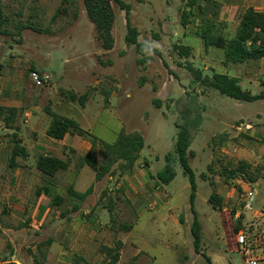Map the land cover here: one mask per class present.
<instances>
[{
  "label": "rangeland",
  "instance_id": "374dc122",
  "mask_svg": "<svg viewBox=\"0 0 264 264\" xmlns=\"http://www.w3.org/2000/svg\"><path fill=\"white\" fill-rule=\"evenodd\" d=\"M123 1L131 6L130 22L139 31V42L147 43L157 52L147 49L141 55L135 46L127 44L126 13L115 1V46L108 51L96 37L83 0H0L4 19L0 27V100L22 104L20 117L13 128L20 129L17 135L23 136L29 147L39 140V136L43 142L46 141L44 129L49 126L50 111L78 120L81 128L109 143H114L122 130L126 133L138 131L145 139V147L131 174L118 173L112 179L107 176L97 183L98 191L106 195L104 202L108 203L112 219L107 224L109 229H99V235L104 230L108 234L102 244L100 239L94 241L92 252L95 255L92 254L91 264L109 262V257L103 255L107 253L103 250L107 248L104 243L109 244L112 240L115 252L120 251L118 243L122 233L128 231L126 227L138 221L136 231L141 233L152 216L157 215V221H162L166 210L158 215L160 206L152 204L155 192L163 191L165 201L173 198L169 209L175 207L181 214L192 216L189 202L191 185L175 152L179 131L188 130L189 151L195 152V156L189 157V163L196 174L200 194L196 208L203 214H209L210 206L204 199L210 197L211 188L218 186L224 188L226 193L234 189L238 199L241 198L242 188L229 173L240 169V162L247 164V160L239 161V157H244L235 153L232 133L224 142L220 134L234 132V128L241 123L244 124L243 128L247 125L254 128L248 131L251 135L258 129H264L263 100L238 102L221 95L215 89L196 83L186 68L191 63L203 70L205 76L226 70L223 50L206 48L199 34L206 23L199 6H203L209 15L216 8L212 9L205 0H196L193 8L191 0ZM185 19L186 25L183 26ZM181 44L193 48L189 58L180 56L177 47ZM144 58L147 61L140 62ZM231 66L239 70L242 78L240 84L245 90L253 95L264 90V58ZM32 71L50 77L45 86L37 87L32 82ZM70 92L79 97L87 93L88 99L84 105L78 100L71 101ZM26 114L30 115L28 122ZM6 128L1 122L0 143L7 152V160L0 162L4 169L13 152L15 140L14 133ZM34 128H41V135H34ZM262 132L258 134V140L244 135L240 142L248 153V164L260 173V184L264 188ZM79 136L91 145V137L87 133ZM16 140L21 141L20 137ZM258 147H261L260 150ZM63 153V159L69 162V169L57 174L53 193L64 197L61 206L67 208L80 202L69 195L70 188L80 192L86 190L93 182L95 170L87 165L82 166L83 155L76 150L67 147ZM102 153L103 149L99 146L96 151L99 162L102 161ZM168 153L173 154L172 162L177 175L170 184L162 185L155 177L167 165L165 156ZM250 165L243 167L244 170L239 173H249ZM82 168L84 170L79 177L78 172ZM203 174L206 178H203ZM20 184V191L17 190L14 195L2 194L0 206L8 203L20 205L23 200L18 192L25 194V188L30 200L24 201V204L32 205L35 186L46 183L42 175L33 185V190L22 188L26 185L24 181ZM261 195L259 189L252 203L253 209L261 207ZM226 198V206L235 210H242L246 203L236 207L234 199ZM95 199H90L86 204H95ZM206 228L211 235L219 232L214 224H207ZM58 229L59 226H50L45 232L47 236H55ZM148 231L144 229L143 233ZM150 232L155 230L151 228ZM31 233L37 236L33 229ZM212 237L218 242V235L214 236L216 239ZM167 245V240H152L144 246L145 251L154 258L152 264H178L175 261L177 253ZM179 248V252H185V246L179 245ZM126 257L121 264H132L128 254ZM218 263L242 264V259L237 253L230 252Z\"/></svg>",
  "mask_w": 264,
  "mask_h": 264
},
{
  "label": "crops",
  "instance_id": "0c3cea01",
  "mask_svg": "<svg viewBox=\"0 0 264 264\" xmlns=\"http://www.w3.org/2000/svg\"><path fill=\"white\" fill-rule=\"evenodd\" d=\"M205 1L211 5L212 9L216 8V10L211 13V15L206 12L207 15H204L205 17H203V19L205 18V20L208 19L213 22L216 26L215 29L218 35L223 36L227 40L235 37L241 17L248 8L253 7L255 10L264 13V0ZM199 7L202 8L204 13L203 6ZM219 23H222L223 25L221 26ZM225 67L226 70L223 74L235 77L240 81L242 80L241 76L238 74L239 70L236 67L231 65ZM5 95L8 94L5 93ZM0 106L17 108L20 113L21 108L23 107L22 104L18 102L10 104L3 102L2 100H0ZM70 107L72 109V106ZM29 116L30 115L26 114V117ZM29 119L30 117L27 119V122ZM243 125L244 124L241 123L240 126L234 128V132L226 131L220 135H223L221 137V140L223 141L229 139V135L232 133L231 137H234L233 141L236 146L235 153L238 152L244 157H239V161L247 160V166L250 165L248 164L250 163V160L247 159L246 154L248 155V153L240 140L244 135L249 137L253 136L255 140H258L260 137H257L258 134L261 135L264 129H258V131L254 132V135H251L248 131L254 128H252L251 125H247L243 128ZM48 128L44 129L45 142H43L41 136H39L41 135V128H34L32 133L38 135L40 138L30 147L28 146L29 143L24 141V137L18 134V137H20L21 140L19 141V145L25 148V153L22 157L17 156L13 159L12 152L10 159L8 162L6 161L5 169L0 163V197L2 194L14 195L17 190L20 191V182L22 181L26 182V185L22 188L28 187L30 190H33V185H36L35 183L37 179L42 177V173L37 167V162L41 155H52L63 159V150L68 147L76 150L77 153L82 154V157H85L91 149V145L84 141L78 134H67L63 139L56 140L47 135ZM6 129L11 130L13 133H19L20 131L19 128ZM260 148L258 150H260ZM232 155L236 157L237 154ZM2 159L7 160V152L6 147L0 143V162ZM135 168L136 165L134 169ZM83 170L84 168L81 169L80 173L78 172V176L81 175ZM239 174L240 175L236 174L233 179L236 180L237 184L242 188L240 189L242 192L241 198L238 199L239 197L235 195L234 189H231L229 193H226L224 188L218 186L213 187L211 188L210 197L204 199V202L208 203L210 206L211 211H209V214H203L196 208V200L200 197L198 184L197 189L194 192V211H192L191 208L192 189L189 195L192 216L191 214L188 216L181 214L175 209V207L169 209L173 198L170 197L165 201L166 198L163 197H166V195L164 196L163 191L155 192L153 194L154 200L152 204L160 206L157 209L158 215L164 211V209L167 212L164 211L165 213L163 214L161 222L157 221V215L152 216L150 221L142 229L141 233L140 231H136L139 228L138 221L133 225L128 226L130 227V230L124 234L122 233L119 239L121 245L119 243L118 245H120L121 249L119 251V260L116 264H121L124 259H127V254L128 259L129 261H132V264H152L154 258L144 249V246L148 241L152 240L163 242L167 240L168 248L177 253L175 261L178 264H205L206 262L208 264H219L218 262L220 259H224V257L230 252L239 255L236 248V237L239 232L247 233L249 238L253 241L252 243L255 245L256 252L261 257V263H263L264 188L260 184V173L258 174L256 169L252 168L250 165L249 173L243 172ZM204 177L206 178L205 174H203V178ZM110 179H112L111 176ZM101 180H104V178ZM101 180L97 181L94 176L93 182L90 185V187L93 186V189L89 196L83 201L79 199V203H75L67 208H64L63 206L53 208L51 199L48 196L44 193L40 195L37 193L42 186H38V184L34 188L32 205L24 204V201L29 202L30 200L26 195L27 188H25V194L18 192L19 196L21 195L18 197L23 200L20 202V205L8 203L5 204V206H0V262L7 264H86L88 262L91 264L92 262L89 261L93 258L92 254L95 255V253L92 252L94 241L100 239V243L102 244V242H104V237H107L108 234V232L104 230L103 234L101 233L99 235V229H109L107 224L110 223L112 219L108 203L104 202L106 195L99 192L96 187L97 183ZM90 187L81 193L86 192ZM259 189L262 191L260 208H252L251 210H248L244 205L242 210H239V208L235 210V208L232 209L229 206H226V197L234 199L236 202L234 205L239 207L241 203L246 202L247 195L250 191L259 194ZM76 191L80 192L77 189ZM35 196L36 198H34ZM212 196H217L219 198L215 201L216 203L211 201ZM93 198H97V200L95 199V204L87 205L86 202ZM155 207H152L151 209H154ZM139 214L140 213H138V215ZM196 217L200 224V243L198 248L195 246L194 238V224ZM207 224L208 226L214 224L218 227L219 232H215V235H218V242L211 239V236L214 237L215 235H211L210 232H207ZM50 226H59V229L55 232V236H47L45 230ZM151 228L155 230V232H150ZM32 229L36 233V237L31 233ZM144 229L149 231L143 233ZM102 235L104 236L102 237ZM161 236L163 238H161ZM214 238L216 239V237ZM104 245H106L107 248L114 249V243H112V240L111 243H104ZM179 245L186 247L183 248L185 252L178 251L180 249ZM25 249L27 251H24ZM101 255L102 253L99 252V256ZM103 255L105 258L108 256L107 253ZM104 257L103 259H105ZM108 260L110 259L108 258Z\"/></svg>",
  "mask_w": 264,
  "mask_h": 264
},
{
  "label": "trees",
  "instance_id": "16d2710c",
  "mask_svg": "<svg viewBox=\"0 0 264 264\" xmlns=\"http://www.w3.org/2000/svg\"><path fill=\"white\" fill-rule=\"evenodd\" d=\"M88 17L94 25L97 39L101 42L102 47L105 50H112L115 46V37L113 34V28L115 23V11L113 8V1H115L122 10L126 13L127 29L128 33L126 41L128 45L136 47L139 54H144L147 49L154 48L145 42H139V31L136 27L132 26L130 22L131 6L123 0H83ZM196 4V0H191V7ZM201 9V8H200ZM199 9V10H200ZM206 13H202L204 16ZM191 15V12H190ZM207 15V14H206ZM186 19L182 22L183 26L186 25ZM3 13L0 7V27L3 25ZM205 26L200 28V37L203 39L205 47H216L224 51V65H238L249 61H258L264 58V13L255 10L253 7L248 8L241 17L239 26L237 28L235 37L227 40L223 36L218 35L216 26L213 22L205 20ZM179 54L182 57L189 58L192 55L193 48L180 45L177 47ZM147 58L141 59L140 62H146ZM187 70L192 74L196 83L201 84L204 87H209L217 90L221 95L230 97L237 101L254 102L264 101V90L259 94L253 95L250 91L245 90L240 84V80L231 77L223 73H214L212 76H205L203 70L196 68L193 64L188 63ZM65 93V92H64ZM71 101L78 100L82 105L87 101L88 95L85 93L82 96H78L74 92H70L69 96ZM159 106V103H157ZM51 122L47 130V135L53 139L61 140L67 134H78L84 136L88 134L91 137V149L88 154L81 160L82 166H89L95 170L96 180H101L106 176H115L120 173L123 175L131 174L137 161L140 158V154L145 147V139L138 131L126 133L121 131L119 137L114 143L106 142L94 135L90 131L81 128L78 120L59 114L55 111H50ZM20 117V112L14 107L0 106V123L3 122L7 128H13V124L17 122ZM14 147H13V159L17 156H23L25 148L19 145L17 133H14ZM101 146L103 149L102 161L99 162L96 155L97 148ZM190 138L188 130L183 129L179 131L175 152L178 155V161L184 169V174L188 177L191 189V208L194 211L195 191L197 189L196 174L191 168L189 163V157L195 156L193 151H189ZM194 154V155H193ZM172 153H168L165 156L167 165L161 171H159L155 179L162 185L170 184L176 177L174 169V163L172 162ZM37 167L44 177L46 184L42 185L38 194L44 193L51 199L53 207H61L64 197L59 194H54L55 179L60 171H66L69 169V162L52 155H41L37 162ZM246 167L244 162H241L240 169H236L234 172H230L229 175L234 177L241 170ZM93 186H91L86 192H77L73 188H70L69 195L78 198L81 201L85 200L92 192ZM219 198L212 196L211 201L215 202ZM216 203V202H215ZM194 238L195 246L198 248L200 243V224L195 218ZM130 227H126L127 230ZM121 245V243H119ZM106 250L108 257L110 258L107 264H116L119 260V252H115L112 248H103Z\"/></svg>",
  "mask_w": 264,
  "mask_h": 264
},
{
  "label": "built area",
  "instance_id": "2783aa9c",
  "mask_svg": "<svg viewBox=\"0 0 264 264\" xmlns=\"http://www.w3.org/2000/svg\"><path fill=\"white\" fill-rule=\"evenodd\" d=\"M32 82L37 87L45 86L49 76L41 75L38 71H32L30 75ZM263 82H264V75H263ZM255 198V193L250 191L247 195V200L245 203V208L248 210L252 209V203ZM253 241L249 238L246 232H239L236 237V248L237 252L241 256L242 264H261V257L256 252L255 245L252 243ZM0 264H7L1 263Z\"/></svg>",
  "mask_w": 264,
  "mask_h": 264
}]
</instances>
